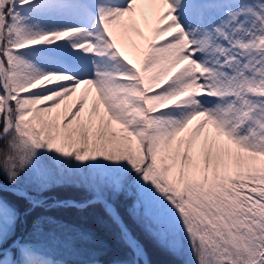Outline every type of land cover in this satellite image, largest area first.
<instances>
[{
    "label": "snow or ice",
    "instance_id": "1",
    "mask_svg": "<svg viewBox=\"0 0 264 264\" xmlns=\"http://www.w3.org/2000/svg\"><path fill=\"white\" fill-rule=\"evenodd\" d=\"M84 190L61 199V187ZM264 264V0H0V264Z\"/></svg>",
    "mask_w": 264,
    "mask_h": 264
},
{
    "label": "trees",
    "instance_id": "2",
    "mask_svg": "<svg viewBox=\"0 0 264 264\" xmlns=\"http://www.w3.org/2000/svg\"><path fill=\"white\" fill-rule=\"evenodd\" d=\"M53 194L61 199L73 198L75 200H82L87 196L84 190L74 186L58 188ZM114 205L133 234L148 244L152 264H168L169 257L148 242L143 229L136 222L129 210L128 201L124 198H119L114 202ZM63 216L68 221L91 230L96 239L102 243L104 247L103 254L100 257L101 261L109 263L117 258H123L124 247L119 240V229L101 204L90 205L83 209L69 208L63 211Z\"/></svg>",
    "mask_w": 264,
    "mask_h": 264
}]
</instances>
